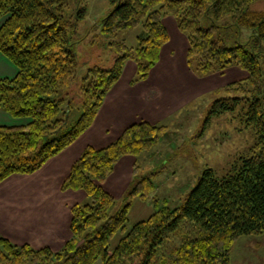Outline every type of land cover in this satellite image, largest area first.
Wrapping results in <instances>:
<instances>
[{
  "label": "trees",
  "instance_id": "trees-1",
  "mask_svg": "<svg viewBox=\"0 0 264 264\" xmlns=\"http://www.w3.org/2000/svg\"><path fill=\"white\" fill-rule=\"evenodd\" d=\"M111 1L115 7L103 18V30L115 34L141 25L136 52L117 42L111 67L90 68V82L82 86L83 112L63 131L72 105L64 109L65 99L53 94L70 86L78 73L72 41L76 23L65 9L67 0H0V16L8 14L0 26V51L19 67L13 78L0 79V106L13 116L32 117L26 124H0V183L14 174L39 172L73 145L93 125L130 56L138 61L139 79L148 75L169 40L163 15L181 18L179 27L189 36V55L197 57L201 70L236 64L248 71L246 78L229 88L237 96L217 100L212 112L249 102L246 122L257 137L254 152L222 177L212 168L205 169L182 205L158 207L149 218L135 223L110 253V239L127 227L130 205L111 215L115 197L98 181L108 177L120 157L150 149L165 131L164 126L145 120L132 123L108 145L87 146L72 164L63 188L85 189L91 202L74 205L73 236L63 251L55 253L49 245L17 246L0 236V264H95L99 258L105 264H230L237 238L264 233V10L251 7L256 0ZM85 14L86 8L79 7L74 17L77 21ZM227 15L231 20L220 24ZM205 17L212 21L208 26L203 25ZM228 28H248L251 35L246 42L229 46L220 36ZM154 188L151 178L145 177L132 195L145 198ZM184 220L193 235L164 253L169 234Z\"/></svg>",
  "mask_w": 264,
  "mask_h": 264
},
{
  "label": "rangeland",
  "instance_id": "rangeland-1",
  "mask_svg": "<svg viewBox=\"0 0 264 264\" xmlns=\"http://www.w3.org/2000/svg\"><path fill=\"white\" fill-rule=\"evenodd\" d=\"M79 7L86 8V14L76 21L74 16H78ZM114 7L111 0H67L65 9L76 23L72 41L78 56V73L70 86L53 94L56 99H65L64 109L69 110L70 102L72 105L68 126L63 131L69 130L83 112L82 86L90 82L87 78L90 68L111 67L117 55V42L125 43L132 54L136 52L143 30L141 25L135 29H120L115 34L103 30V18ZM251 7L264 10V0H256ZM7 16V13L0 16V26ZM180 20L175 15L162 16L169 40L161 48L159 61L145 78L139 79L137 59L134 56L127 59L121 77L104 100L106 105L102 104L93 125L68 153H62L63 159H59L61 154L39 172L14 174L0 183V236L17 246L25 243L34 248L49 245L53 252H62L73 236L74 205L91 202L85 189L63 188L71 163L87 146L104 147L135 122L149 121L164 126L165 131L150 149L120 157L108 177L98 181L115 197V204L109 211L111 215L130 205L127 227L110 239V253L135 223L149 218L158 207L182 205L205 169L212 168L222 177L234 172L244 158L253 154L257 137L246 122L249 102L242 100L221 113L212 112L217 100L237 96L229 88L233 82L246 78L248 71L236 64L224 69L201 70L197 57L189 55V36L180 29ZM230 20L231 15H227L220 24ZM211 22L209 17L203 19L205 26ZM250 35L248 28H228L220 36L226 44L234 46L238 41L246 42ZM18 71L19 67L0 51V79L13 78ZM154 86L158 99L151 102V99L139 98L142 90ZM9 118L18 125L32 120L30 116H13L0 106V124L10 125ZM145 177L151 178L155 188L145 198L132 195ZM102 223L103 220L98 228ZM189 225L184 220L169 234L164 253L180 245L186 235H193L189 233ZM47 229H54L55 235L51 237ZM95 264L105 263L99 258ZM230 264H264V233L237 238L231 247Z\"/></svg>",
  "mask_w": 264,
  "mask_h": 264
},
{
  "label": "crops",
  "instance_id": "crops-1",
  "mask_svg": "<svg viewBox=\"0 0 264 264\" xmlns=\"http://www.w3.org/2000/svg\"><path fill=\"white\" fill-rule=\"evenodd\" d=\"M154 90H157V88H156V86H154L153 88L152 87H148V88H145L144 90H142L140 93H139V98L140 99H142V100H144L145 101V99H151V102H153L155 99H158L159 97H157L156 98V93L154 92ZM160 91V90H159ZM162 94V93H161ZM161 94H160V96H161ZM104 105V104H103ZM105 105H106V103H105ZM104 105V106H105ZM98 116V115H97ZM10 119V121H11V123H10V125H18V124H15V123H12V122H14V120H12V118H9ZM1 125H5V124H3V123H1ZM77 142V141H76ZM75 142V143H76ZM109 144V143H108ZM107 144V145H108ZM92 145V144H91ZM74 146V144L73 145H71L69 148H67L65 151H63L62 153L64 154V153H68L67 151H68V149H70V148H72ZM106 146V145H105ZM61 153V154H62ZM61 154H59V155H61ZM62 154V155H63ZM66 154H64V155H66ZM58 155V156H59ZM59 156L60 158L59 159H63L65 156ZM58 156H56L55 158H57ZM61 157H63V158H61ZM55 158H53L52 160H54ZM59 159L58 160H55V163H57L58 161H59ZM52 160H50L49 162V164L47 163L46 165L48 166V165H50L51 163H52ZM73 162H75V161H73ZM72 164L73 163H71V165L70 166H72ZM46 167V166H45ZM51 228V227H50ZM50 231L51 233H50V236L52 237V236H54L55 235V231H54V229H47L46 231ZM45 231V232H46ZM44 232V233H45ZM44 233H42V234H44ZM42 234H41V236H42ZM50 239H48V241H49Z\"/></svg>",
  "mask_w": 264,
  "mask_h": 264
}]
</instances>
